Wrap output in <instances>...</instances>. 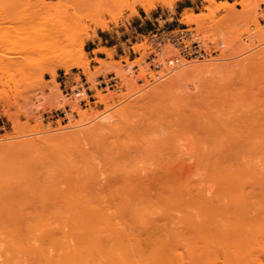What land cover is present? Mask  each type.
Segmentation results:
<instances>
[{
	"label": "rangeland",
	"instance_id": "obj_1",
	"mask_svg": "<svg viewBox=\"0 0 264 264\" xmlns=\"http://www.w3.org/2000/svg\"><path fill=\"white\" fill-rule=\"evenodd\" d=\"M46 1L53 6L30 18L41 0H0V217L5 212L26 220L59 209L66 213L72 196L99 197L102 204L93 202L110 212L122 197L158 188L154 182H163L173 165L170 155L191 147L195 134L214 150L223 142L235 149L243 141L247 152L256 149L258 138L263 141L264 0H228L236 13L246 4L260 3L242 19L229 9L211 14L202 30L184 16L209 14L205 0H176L173 6L156 1L147 10L128 0ZM60 11L66 15L58 19ZM255 16L260 28L250 22ZM54 27H67L60 40L53 38ZM182 28L212 47L213 55L141 83L139 78L151 73L146 60L156 44L154 33ZM78 37L89 73L71 66L57 67L52 75L37 67L44 52L72 53L71 40ZM175 53L171 44L163 46L162 57ZM201 63L216 67L173 80L175 73ZM108 73L119 76L120 84L102 89L98 77ZM84 78L94 97L80 104L65 95L63 85ZM111 92L117 97L98 101ZM60 109L66 115L52 118ZM86 109L96 113L82 119L78 112ZM196 119L211 121L204 126ZM142 186L149 191L141 193Z\"/></svg>",
	"mask_w": 264,
	"mask_h": 264
},
{
	"label": "bare ground",
	"instance_id": "obj_2",
	"mask_svg": "<svg viewBox=\"0 0 264 264\" xmlns=\"http://www.w3.org/2000/svg\"><path fill=\"white\" fill-rule=\"evenodd\" d=\"M156 1L173 6L176 0H128L129 4H140L146 10L154 7ZM205 1L210 4L209 14L184 16L185 22H195L199 30L205 28L206 17L222 9L245 18L260 3L246 4L236 13L235 3L228 0ZM52 6L41 0L39 9L29 17L34 18ZM65 15L60 11L56 18ZM252 21L256 27L260 26L257 16ZM66 28L51 29L54 40H60ZM70 44L74 45L72 53L60 56L58 52L49 55L44 52L37 67L52 75L57 67L71 66L82 67L89 73L83 39L74 38ZM215 67L210 63L196 64L172 77L175 80L189 74L211 73ZM115 96L111 92L98 101L107 103ZM95 113L88 109L78 112L82 119ZM210 121L195 120L197 125L204 126ZM192 141L191 147L170 155L173 165L166 166L163 182L157 180L159 185L154 182L158 188L154 186L156 189H151L155 192L151 191L155 195H149L151 191L142 186L141 193L148 192L144 196L117 198L116 204L112 198L113 211L105 212L99 197L93 200L72 196L67 200L69 203L65 201L69 209L66 213L65 207L53 215L34 213L29 221V215L26 220L17 212H5L0 217V264H187L186 257L189 264H264V139L259 142L263 146L257 142L256 149L247 152L243 141L235 149L223 142L216 150L205 147L196 134ZM229 165H235L233 170L222 169ZM91 199L101 204H93ZM110 207H106L107 211Z\"/></svg>",
	"mask_w": 264,
	"mask_h": 264
},
{
	"label": "built area",
	"instance_id": "obj_3",
	"mask_svg": "<svg viewBox=\"0 0 264 264\" xmlns=\"http://www.w3.org/2000/svg\"><path fill=\"white\" fill-rule=\"evenodd\" d=\"M156 36V44L147 56V62L149 63L150 72L146 73L144 77H140L141 83L145 81L153 80V78H160L162 71L170 69L172 67L180 66L188 61L203 60L213 55L214 49L198 39L193 31L186 28L179 29L177 31L170 30L169 32H161ZM171 44L173 48L177 50V53L162 57L163 46ZM99 85L102 89H106L110 86H119L120 77L115 73H108L106 75H99ZM63 90L65 95L72 97L75 96L80 104H87L94 95L91 94V89L88 88L86 78L81 79L80 83L76 81H70L69 84L64 83ZM66 111L60 109L58 114L52 115V118L64 117Z\"/></svg>",
	"mask_w": 264,
	"mask_h": 264
}]
</instances>
